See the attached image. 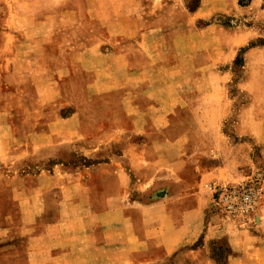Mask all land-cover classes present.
Wrapping results in <instances>:
<instances>
[{
	"label": "crops",
	"instance_id": "1",
	"mask_svg": "<svg viewBox=\"0 0 264 264\" xmlns=\"http://www.w3.org/2000/svg\"><path fill=\"white\" fill-rule=\"evenodd\" d=\"M138 1L81 0V12L49 16L34 35L26 28L18 38L25 50L4 55L3 71L29 74L33 87L44 89L38 105L55 101L63 87L72 96L98 93L106 109L89 131L88 118L70 115L26 132L11 128L2 103L0 264H134L155 251L170 254L202 227L206 185L230 182L236 163L249 162L250 145L229 142L224 131L230 64L248 36L238 32L236 41L229 27L199 26L182 6L178 19H153V9L168 6L145 11ZM86 18L106 32L95 36L87 27L82 37L57 35L80 30ZM244 70L237 86L249 91ZM82 75L91 81L68 85ZM258 85L264 90V78ZM92 103L86 97L85 105ZM34 122L43 123L42 116ZM233 127L264 147V104H241ZM96 138L121 148L69 170L27 163L44 146ZM157 187L167 189L156 194Z\"/></svg>",
	"mask_w": 264,
	"mask_h": 264
},
{
	"label": "rangeland",
	"instance_id": "2",
	"mask_svg": "<svg viewBox=\"0 0 264 264\" xmlns=\"http://www.w3.org/2000/svg\"><path fill=\"white\" fill-rule=\"evenodd\" d=\"M138 2L140 8L145 11L152 10L154 5L168 6L160 11H157L158 8L153 9L154 13H149L153 19H178V11L182 6L187 12V18L193 19L199 26L215 23L229 27L236 31V41L240 38L238 32L248 36L246 42L235 50V56L230 64L231 80L228 94L232 109L224 123V131L229 142L245 141L251 150L249 162L236 163L234 177L230 182L212 180L206 185L209 200L204 209L203 225L199 227L197 235H188L182 247L170 254L155 251L148 256L140 257L134 264H264V147L246 141L247 138L237 135L233 127L234 115L241 104L248 102L256 107L258 104H264V90L258 88V84L264 78V0ZM147 5L150 7L147 8ZM81 6V0H0V106L6 104L5 111L11 120L12 129L18 131L21 127L23 131L30 132L38 127L44 128L46 120L54 116L83 115L88 118L85 129L89 131L95 128L94 125L91 126L92 123L100 124L99 121L104 118L102 116L106 108L98 106V93H89L87 96L86 91L80 93L77 90L72 96L71 90L61 87L59 94L53 97L55 101L38 105L36 100H39L44 89L34 88L29 74L19 75L14 74L13 70L3 71L4 64L7 65L4 62V55L17 54L25 50V44L19 42L18 38L28 33L26 28L30 29L29 34L34 35L32 28H36L40 21L56 15L69 19L68 16L81 12ZM84 22L85 25L78 31L68 29L53 33L60 36H77L87 33V27L92 29L95 36L106 32L105 28L97 26L98 22L95 19L86 18ZM243 70L247 72L246 81L251 84L248 85L249 91H242L237 86ZM78 78L75 84L68 85L80 87L92 79L89 75ZM86 97L93 100L91 106L85 105ZM70 99L77 100L78 105L69 103ZM255 114L253 112V115ZM39 116H42L43 123L34 122V118ZM120 148V143L109 139L107 142L97 138L76 140L65 145L44 146L27 163L30 167L52 168L59 165L69 170L112 158ZM89 149L94 150L92 155L87 154ZM166 189L167 187H157L154 191L156 194H163ZM248 189L253 192L251 201L244 202L242 198ZM150 194H153V190H150ZM193 206L194 204L188 200L187 207Z\"/></svg>",
	"mask_w": 264,
	"mask_h": 264
},
{
	"label": "built area",
	"instance_id": "3",
	"mask_svg": "<svg viewBox=\"0 0 264 264\" xmlns=\"http://www.w3.org/2000/svg\"><path fill=\"white\" fill-rule=\"evenodd\" d=\"M252 191H250L249 189L248 190H246V192L244 193V196H243V201L244 202H250L251 201V195H252Z\"/></svg>",
	"mask_w": 264,
	"mask_h": 264
}]
</instances>
